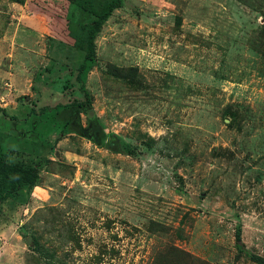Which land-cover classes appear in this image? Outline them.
<instances>
[{
  "label": "rangeland",
  "instance_id": "1",
  "mask_svg": "<svg viewBox=\"0 0 264 264\" xmlns=\"http://www.w3.org/2000/svg\"><path fill=\"white\" fill-rule=\"evenodd\" d=\"M68 4L0 0V264H264V0H123L83 107Z\"/></svg>",
  "mask_w": 264,
  "mask_h": 264
},
{
  "label": "trees",
  "instance_id": "2",
  "mask_svg": "<svg viewBox=\"0 0 264 264\" xmlns=\"http://www.w3.org/2000/svg\"><path fill=\"white\" fill-rule=\"evenodd\" d=\"M122 4L123 0H69V4L67 7L68 15L66 19V26L68 28L69 36L73 38V47L76 50H80L84 53L81 63L77 68H75L76 73L74 74V77L68 79L65 83L66 88L71 87L73 89L72 92L74 94V99L71 102L73 105L83 107L86 104H90L89 93L85 85V80L86 73L90 67V63L94 60L96 55L95 38L109 16L115 9L121 7ZM79 13L82 15L84 14L86 16V19L79 20L77 17ZM0 114L9 116V118L11 119H17L16 115H9L5 108L0 107ZM28 115H33V117L29 119L32 120V124L35 125V134L38 135L39 130L37 129L36 123L38 122L37 119H40L41 117L35 116V113H28ZM28 115L26 116L29 117ZM45 120L46 119L44 118L41 119V127ZM50 120L53 121L52 117L48 119V121ZM27 136H30L29 133H26L25 137ZM25 137L22 139L25 142L26 146L21 147L16 151L19 150L18 152H38L42 141H27ZM105 147L112 152L122 151L121 142L116 135H111V137L107 140ZM0 168H2V170L4 171L11 169L17 175V177H19V179H22V184H35L38 178V167L34 164L27 165L26 167H24L20 163L10 164L6 160H4V157L1 156Z\"/></svg>",
  "mask_w": 264,
  "mask_h": 264
},
{
  "label": "crops",
  "instance_id": "3",
  "mask_svg": "<svg viewBox=\"0 0 264 264\" xmlns=\"http://www.w3.org/2000/svg\"><path fill=\"white\" fill-rule=\"evenodd\" d=\"M27 32V31H26ZM38 56V55H37ZM29 65V64H28ZM27 65V66H28ZM28 85H30L31 86V84H28ZM30 86H29V89H30ZM37 121L40 123V121H41V118L40 119H37ZM54 125V123H52L51 124V126H53ZM21 133V136H26V133H25V131H21L20 132ZM29 135L30 136H28V139L29 140H37V141H41V134H38V135H36V134H31V133H29ZM27 139V138H26ZM27 139V140H28ZM38 152H41V146H40V148H39V151Z\"/></svg>",
  "mask_w": 264,
  "mask_h": 264
}]
</instances>
